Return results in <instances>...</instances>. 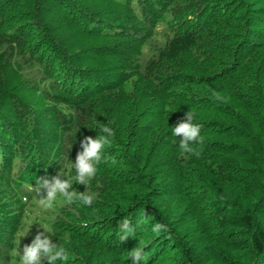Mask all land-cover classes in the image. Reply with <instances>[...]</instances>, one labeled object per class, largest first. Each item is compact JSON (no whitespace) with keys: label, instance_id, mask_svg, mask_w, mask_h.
<instances>
[{"label":"trees","instance_id":"1","mask_svg":"<svg viewBox=\"0 0 264 264\" xmlns=\"http://www.w3.org/2000/svg\"><path fill=\"white\" fill-rule=\"evenodd\" d=\"M188 111L196 154L171 135ZM103 123L93 204L41 208L36 178L74 177ZM38 217L70 264H131L138 242L148 264H264V0H0L4 264Z\"/></svg>","mask_w":264,"mask_h":264},{"label":"clouds","instance_id":"2","mask_svg":"<svg viewBox=\"0 0 264 264\" xmlns=\"http://www.w3.org/2000/svg\"><path fill=\"white\" fill-rule=\"evenodd\" d=\"M185 116L187 119L171 127V135L176 138L180 137L178 142L182 154H196L194 145L202 142L200 125L193 123V114L189 111L185 113ZM97 125L100 131H98L96 137L85 136L80 141L81 150L78 151L75 162L70 161L72 170L75 169L74 177L58 171L56 175L50 178H36V186L34 188L36 189V194H39L37 203L41 208L45 210L53 208L60 197H62L65 204H73L74 202H79L84 206L93 204L94 194L90 195L87 193L88 184L96 175L97 166L102 160L103 151L107 146H110L113 135V129L107 123ZM57 163L61 167L60 162ZM62 177H66V179ZM73 179L76 183L85 185L86 190L79 192L74 189L72 187ZM48 219L44 217L37 218L36 223L43 231H38L31 243L23 247L22 254L18 250V264H44L45 261L48 264H70L71 254L67 246L68 238L65 237L63 242L54 243V236ZM144 219H146L145 213H142L140 220L136 221L134 227L129 226V221H125L123 224L124 238L132 237L135 239L137 230ZM29 223L31 222L29 221ZM168 231L166 224L159 221L152 223L150 226V232L153 234L167 233ZM26 232L28 233L27 227H21L17 232L19 239L24 237ZM142 253L143 248L138 242L128 252L131 264H148V257L142 255ZM11 257L16 258L17 251L11 252ZM0 264H4L2 259H0Z\"/></svg>","mask_w":264,"mask_h":264}]
</instances>
